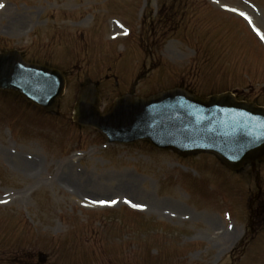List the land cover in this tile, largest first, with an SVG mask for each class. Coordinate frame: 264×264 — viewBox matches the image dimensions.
<instances>
[{
  "label": "rangeland",
  "instance_id": "rangeland-1",
  "mask_svg": "<svg viewBox=\"0 0 264 264\" xmlns=\"http://www.w3.org/2000/svg\"><path fill=\"white\" fill-rule=\"evenodd\" d=\"M159 2L168 0H0V53L15 48L68 75L58 117L0 92V264L16 262L14 250L27 264L42 252L46 264H264V232L249 241V229H264L250 227L264 164L257 186L250 168L234 175L208 154L107 146L72 122L85 82L100 83L103 112L131 87L147 97L191 86L188 76L199 93L238 90L264 106V51L221 9L256 16L264 32V0H184L193 8L184 31L152 60L137 30L143 7ZM230 231L236 238L221 242Z\"/></svg>",
  "mask_w": 264,
  "mask_h": 264
},
{
  "label": "water",
  "instance_id": "water-1",
  "mask_svg": "<svg viewBox=\"0 0 264 264\" xmlns=\"http://www.w3.org/2000/svg\"><path fill=\"white\" fill-rule=\"evenodd\" d=\"M11 55L13 53L0 56V68L4 69L2 71L0 69V89L15 91L46 111H56L58 99L62 95L65 85L63 76L59 72L46 67L28 65L19 56H17L19 63H10V58L7 56ZM216 99L231 102L229 97ZM144 102L128 96L123 97L116 102L112 113L102 115L99 112L100 101L97 97L96 88L94 85H89L81 89L76 106L75 121L81 125L99 127L107 137H110L111 141L128 142L126 140H132L129 142H133L138 139H147L156 145L157 142L151 135H144L143 131H139L133 126V118L138 115L136 113ZM227 105V103H224L221 107L225 108ZM250 108L252 109L246 108L245 110L250 111L252 116L261 122L257 126L254 143L248 150L238 156L239 159H230L227 155H219L222 161L231 168L240 169L246 163H254L256 159L264 158V109H256L254 106ZM99 120L103 123H99ZM181 137V133L173 136L167 140L169 143L166 146L175 149L181 155L197 151L190 150L188 146L185 149H179L177 145L181 143ZM159 146L164 148L162 144Z\"/></svg>",
  "mask_w": 264,
  "mask_h": 264
},
{
  "label": "snow or ice",
  "instance_id": "snow-or-ice-1",
  "mask_svg": "<svg viewBox=\"0 0 264 264\" xmlns=\"http://www.w3.org/2000/svg\"><path fill=\"white\" fill-rule=\"evenodd\" d=\"M231 11H236V9L233 8V9H231ZM240 15L243 16L246 20H248V17L245 15V13L240 12ZM248 22H249V24L252 23L251 20H248ZM253 31H257V34L259 35V32H258L257 29L253 28ZM262 39H264V37H262ZM4 202H6V201H4ZM116 202H117V201H115V200L111 201V203H116ZM99 203L104 204V203H107V202L104 201V200H101V201H99ZM133 206H134V207H142L141 205H133Z\"/></svg>",
  "mask_w": 264,
  "mask_h": 264
},
{
  "label": "bare ground",
  "instance_id": "bare-ground-1",
  "mask_svg": "<svg viewBox=\"0 0 264 264\" xmlns=\"http://www.w3.org/2000/svg\"><path fill=\"white\" fill-rule=\"evenodd\" d=\"M25 163V167L24 170L25 171H32L33 170V164L29 163V162H24ZM85 187H89V184L85 185ZM92 200V199H91ZM109 201H112L113 199H108ZM92 201H100L99 199H94Z\"/></svg>",
  "mask_w": 264,
  "mask_h": 264
}]
</instances>
